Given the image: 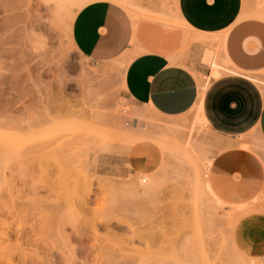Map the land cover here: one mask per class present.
<instances>
[{
  "label": "rangeland",
  "instance_id": "1",
  "mask_svg": "<svg viewBox=\"0 0 264 264\" xmlns=\"http://www.w3.org/2000/svg\"><path fill=\"white\" fill-rule=\"evenodd\" d=\"M176 3L149 13L158 26L139 27L133 44L188 55ZM88 4L0 0V264H264L233 235L240 209L264 212V199L238 212L220 189H205L206 166L222 151L209 95L239 97L252 118L258 95L264 102V72L241 82L220 48L206 46L201 68H191L200 84L193 110L164 117L137 107L126 93L131 58L98 64L73 44L72 22ZM243 14L264 19V0H244ZM243 120L225 117L235 129ZM254 131L238 147L264 165Z\"/></svg>",
  "mask_w": 264,
  "mask_h": 264
},
{
  "label": "crops",
  "instance_id": "2",
  "mask_svg": "<svg viewBox=\"0 0 264 264\" xmlns=\"http://www.w3.org/2000/svg\"><path fill=\"white\" fill-rule=\"evenodd\" d=\"M132 1L137 18L110 1L88 4L74 18L71 37L76 50L92 62L104 64L131 58L125 72L126 93L137 107L152 108L164 117H179L193 110L199 100L200 84L191 68H201L206 46L220 48L222 59L237 72V77L244 79L239 81L257 82L253 77L261 78L264 72V19L247 18L243 14L244 0H178L176 17L190 34L191 47L188 55L172 53V57L156 50L146 51V47L152 46L150 40L133 44L135 27L139 26L145 32L149 27L153 28L155 24L148 21L149 13L163 14L164 0ZM258 99L259 106L252 118H249L251 113L246 102L239 97L223 103L214 93L209 95L206 105L211 122L204 111L211 127L222 130L221 138L215 141L222 151L209 167L212 176L208 184L212 193L216 188L220 189V197L229 204L232 202L235 209L236 206L247 207L254 200L257 203L258 198L264 199V165L237 143L238 137L240 140L247 137L253 129V136L264 143V102L260 95ZM228 115L242 116L245 121L236 123L242 126L235 129L232 124L225 123ZM233 235L236 245L245 254L263 256L264 212L243 216Z\"/></svg>",
  "mask_w": 264,
  "mask_h": 264
},
{
  "label": "bare ground",
  "instance_id": "3",
  "mask_svg": "<svg viewBox=\"0 0 264 264\" xmlns=\"http://www.w3.org/2000/svg\"><path fill=\"white\" fill-rule=\"evenodd\" d=\"M85 1V0H84ZM87 2H90V3H93V2H95V3H97V1L99 2H102V1H110V2H112V3H116V4H118V5H120V6H122L124 9H126L129 13H130V15L131 16H133V17H135V18H137L136 17V14L133 12L134 11V9H135V4H133V1L132 0H86ZM178 1V0H177ZM136 20V19H135ZM136 28V30H135V37H134V41H135V38H136V35H137V32H138V28H139V26H137V27H135ZM134 41H133V43H134ZM213 66V69H214V75L215 76H217L218 75V70H217V65L216 64H213L212 65ZM200 108V107H199ZM201 118V117H200ZM201 124V123H200ZM188 139V138H187ZM190 140V139H189ZM189 140H188V142H189ZM191 141V140H190ZM187 143V142H186ZM190 143V142H189ZM190 146V145H189ZM244 148H247V149H250V146H244ZM209 167L210 166H206V169H208L209 170ZM207 176V175H206ZM205 189L207 190V192L209 193V194H212L213 195V193H212V191L210 190V187H209V184H208V181H206L205 182ZM215 197V196H214ZM216 201H218V200H216ZM220 204H222L221 202H219ZM238 209V208H237ZM245 209V213H241V214H245V215H247L246 213H249L250 212V210L249 209H246V208H241L240 209V211L241 210H244ZM249 211V212H248ZM252 211V210H251Z\"/></svg>",
  "mask_w": 264,
  "mask_h": 264
},
{
  "label": "built area",
  "instance_id": "4",
  "mask_svg": "<svg viewBox=\"0 0 264 264\" xmlns=\"http://www.w3.org/2000/svg\"><path fill=\"white\" fill-rule=\"evenodd\" d=\"M129 124V123H128Z\"/></svg>",
  "mask_w": 264,
  "mask_h": 264
}]
</instances>
